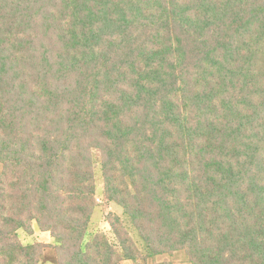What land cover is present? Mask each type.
I'll return each mask as SVG.
<instances>
[{
  "label": "trees",
  "instance_id": "obj_1",
  "mask_svg": "<svg viewBox=\"0 0 264 264\" xmlns=\"http://www.w3.org/2000/svg\"><path fill=\"white\" fill-rule=\"evenodd\" d=\"M95 163L113 241H84ZM46 247L264 264V0H0V264Z\"/></svg>",
  "mask_w": 264,
  "mask_h": 264
},
{
  "label": "rangeland",
  "instance_id": "obj_2",
  "mask_svg": "<svg viewBox=\"0 0 264 264\" xmlns=\"http://www.w3.org/2000/svg\"><path fill=\"white\" fill-rule=\"evenodd\" d=\"M94 173L96 186L95 200L97 202V206L94 208L93 214L89 221L84 241H90L92 236L97 232H102L109 238L110 241H113L114 234L112 232V227L108 219L112 218L113 216H118L123 221V224L125 226H127L128 228L130 226L127 222L122 207L104 196L103 178L97 163H95ZM132 234L136 236L135 233L132 232ZM18 236L20 241H22L23 243H33L35 241L44 242L51 245L55 243L54 238L48 232H42L38 230L35 225L33 234H29L23 230H19ZM55 259L56 258L54 249L52 247H46L42 257V264H54ZM165 261H171L172 264H189L186 261V257L182 252H175L173 255L164 254L157 256V263H163ZM121 264L143 263L141 262V260H138L137 262H133L131 260H124L121 262ZM146 264H152L151 260L148 261V263L146 262Z\"/></svg>",
  "mask_w": 264,
  "mask_h": 264
},
{
  "label": "built area",
  "instance_id": "obj_3",
  "mask_svg": "<svg viewBox=\"0 0 264 264\" xmlns=\"http://www.w3.org/2000/svg\"><path fill=\"white\" fill-rule=\"evenodd\" d=\"M98 200V199H97Z\"/></svg>",
  "mask_w": 264,
  "mask_h": 264
}]
</instances>
